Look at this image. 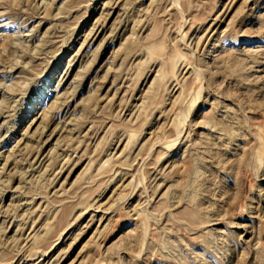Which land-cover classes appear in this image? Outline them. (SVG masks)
Returning <instances> with one entry per match:
<instances>
[{"label":"rangeland","instance_id":"1","mask_svg":"<svg viewBox=\"0 0 264 264\" xmlns=\"http://www.w3.org/2000/svg\"><path fill=\"white\" fill-rule=\"evenodd\" d=\"M0 264H264V0H0Z\"/></svg>","mask_w":264,"mask_h":264}]
</instances>
